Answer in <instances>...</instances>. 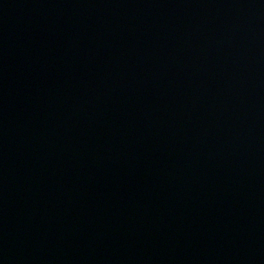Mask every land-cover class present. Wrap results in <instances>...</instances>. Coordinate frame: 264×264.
<instances>
[{"label":"water","instance_id":"1","mask_svg":"<svg viewBox=\"0 0 264 264\" xmlns=\"http://www.w3.org/2000/svg\"><path fill=\"white\" fill-rule=\"evenodd\" d=\"M0 264H264V0H0Z\"/></svg>","mask_w":264,"mask_h":264}]
</instances>
